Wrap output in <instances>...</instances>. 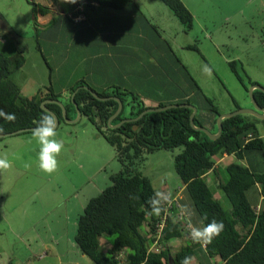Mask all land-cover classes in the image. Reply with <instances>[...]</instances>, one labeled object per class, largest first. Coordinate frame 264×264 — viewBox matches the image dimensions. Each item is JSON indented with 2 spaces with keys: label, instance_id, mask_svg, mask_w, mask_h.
Returning a JSON list of instances; mask_svg holds the SVG:
<instances>
[{
  "label": "rangeland",
  "instance_id": "rangeland-1",
  "mask_svg": "<svg viewBox=\"0 0 264 264\" xmlns=\"http://www.w3.org/2000/svg\"><path fill=\"white\" fill-rule=\"evenodd\" d=\"M33 1L51 8V23L45 25V16L35 14L27 0H0V50L9 57H23L22 68L11 75L21 95L30 98L40 91L59 93L71 81L82 79L102 91L105 85L99 84L106 80L101 73H95L92 64L94 54L105 57L108 53L106 39L82 34L75 38V32H65L69 29L65 14L83 7L84 0ZM139 1L146 13L151 9L150 23L158 26L159 32H146L145 41L136 40L138 37L121 39L111 60L121 58L123 68L131 67L129 72L138 69L139 59L147 68L148 62H155L161 70L156 76L160 82L155 88L157 93H165L166 82L170 83L169 89L175 88L174 83H190L187 86L191 87L190 79L174 65L173 53L167 50L172 62L165 56L168 43L221 115L253 108L251 82L264 87V0H185L195 20L190 32H185L161 0ZM59 29L63 32L57 33ZM134 78L133 75L128 81L129 90L142 93L147 89L138 86V90ZM61 101L68 103V92ZM130 101L128 96L125 104ZM145 101L152 105L150 100ZM69 115V120H76L77 109L71 108ZM245 115L264 135V124L259 122L262 120ZM56 132L64 148L57 157L58 169L52 174L39 167L40 145L32 133L0 141V156L6 155L11 161V167L0 172V264H59L60 260L62 264H94L86 255L81 257L77 245L76 249L72 247L77 222L88 201L111 185V176L119 173L122 165L115 149L86 117L77 122L64 118ZM180 151L161 150L147 157L142 172L158 192L181 188L175 171V156ZM247 157L244 164L264 170V152ZM236 161L229 156L221 165L222 177H227L226 166ZM216 197L224 200V192L218 191ZM111 243L106 239L103 249ZM181 244L174 241L172 250Z\"/></svg>",
  "mask_w": 264,
  "mask_h": 264
},
{
  "label": "trees",
  "instance_id": "trees-1",
  "mask_svg": "<svg viewBox=\"0 0 264 264\" xmlns=\"http://www.w3.org/2000/svg\"><path fill=\"white\" fill-rule=\"evenodd\" d=\"M27 1L33 6L35 14L46 16L51 12L50 7L33 0ZM161 1L184 26L185 32L193 30L194 16L182 0ZM84 3L88 9L94 3L121 12L135 9L150 23L135 0H84ZM81 10L82 7L78 6L77 12ZM150 24L159 32L158 26ZM167 45V50L174 55L173 62L181 68L180 73L190 79L192 86L188 87L190 83L188 86L174 83L177 100L160 101L155 107L194 105L198 108L196 125L216 133L217 119L221 113L174 54L171 46ZM23 64L21 54L9 57L0 50V109L16 116L14 122L0 118L3 134L36 128L40 118L48 113L42 109V102L47 99L61 101L65 92L69 94V101L64 104L70 118L69 112L75 107L72 95L80 88L75 95V102L83 116L97 127L115 149L122 165L121 171L111 176V185L88 201L77 222L75 244L94 264H117L115 255L123 249L128 252L126 264H181L186 256L192 258L191 264H264V170H255L243 162L248 154L264 152V135L247 115L223 120V133L216 141L192 127L190 117L193 110L185 106L148 113L138 121L112 128L109 120L118 110L119 103L115 100L101 101L83 86H88L101 97L114 96L124 102V110L112 125L124 119L137 118L143 111L152 108L145 101L150 98L118 86L98 91L84 79L72 83L59 93L53 90L50 93L40 91L37 96L26 98L11 80L12 73L21 69ZM146 71L150 72V69ZM251 85L255 83L251 82ZM128 96H131V101L125 104ZM254 97L264 108V93L255 90ZM47 107L61 121L64 119L58 104H47ZM259 122L264 124V120ZM27 133L32 132L23 134ZM249 134H253L254 138L247 142ZM176 149L181 150L175 156V171L182 186L175 192L161 191L169 195L167 202H172V213L170 216L166 213L165 202V210L155 215L148 200L158 191L142 168L150 154ZM229 156H234L237 161L226 166L227 177L224 178L217 161ZM218 191L224 192V200L216 197ZM175 200L179 201L181 209L176 207ZM182 211L189 216L193 226H206L216 220L223 222L224 229L204 247L202 243L187 239L191 232L184 228L178 218ZM164 217L165 226L158 244L162 248L151 250L156 241L154 234L157 224ZM106 239L112 243L103 249L102 244ZM174 241L182 242L176 250L171 248Z\"/></svg>",
  "mask_w": 264,
  "mask_h": 264
},
{
  "label": "crops",
  "instance_id": "crops-1",
  "mask_svg": "<svg viewBox=\"0 0 264 264\" xmlns=\"http://www.w3.org/2000/svg\"><path fill=\"white\" fill-rule=\"evenodd\" d=\"M135 1L140 6L142 12L150 20L149 15L151 9L148 8V12L146 13L145 10L146 8L143 6V3L140 2L139 0H135ZM182 1L189 9L187 2L185 0ZM54 10H56V8ZM77 10L78 8L75 7L72 13L65 14L69 21L68 23L69 29H67L65 32H75L74 33L75 38H77L79 34L88 35L89 37L94 39L98 37H103L106 39V43L109 48L108 53L105 54V57L108 58L107 62H105L104 60L105 57L103 56V54L96 53L93 56L94 58L92 64L93 70L95 71V73L96 72L101 73L104 76L103 79L106 80L105 82L100 83L99 86L105 85L104 88H106L107 86L106 82H108L110 84L108 87L118 86V87H122V89L123 88L129 89L127 88L128 81L131 78V76L134 75L136 76V78H134L133 83L137 87L139 86L140 88L143 87L147 88L146 90H142L143 91L142 93L140 91H137L136 93L145 96L147 98H150L148 100L151 101L153 107L157 106L160 101L177 100V95H178L177 88H175V90L169 89L168 88L170 84L169 82H166L165 84L166 92L164 94H160L155 91V88L157 86H160V82L156 78V76L158 73L161 72V70L158 68L155 62L153 61L148 62V68H147L144 60H142L141 62V60L139 59L138 69L136 70V68H134L133 72H129L131 67L125 66L123 68L121 58L119 60L117 59L111 60V58H109L114 55V51L116 49L115 46H117L120 43L121 39L125 40L126 38L138 37L136 38V40L145 41L146 40L145 38L147 36L146 32H156L152 28L151 24L144 19V16L140 15V13H138L135 9H127L121 12V11L100 7L98 3H94V6L91 9H87L85 6L82 7V10L78 11L79 14H77L78 13ZM49 16L50 13L44 17L45 25L52 22ZM76 18L77 20H75ZM59 32H63V29H59L57 33ZM164 51H167V49L164 48ZM125 53L126 51H123V54ZM165 56H167L169 61L172 62V59L170 56H168V53L167 54L165 53ZM174 65L177 66L175 63ZM140 68H142L141 71ZM147 69H150V72H147L146 71ZM137 77H141L142 80H140V78L137 79ZM72 83L73 81H71V84ZM140 88L138 90H140ZM172 90L174 92H172ZM228 158L229 157L219 159L217 161V164L221 166L223 163H225L228 160ZM246 158L249 160V157L246 156ZM75 245L76 244H74L73 246L72 244V247L73 248L77 247ZM81 257H85V255L82 253ZM62 263H63L62 260H60L59 264Z\"/></svg>",
  "mask_w": 264,
  "mask_h": 264
},
{
  "label": "clouds",
  "instance_id": "clouds-1",
  "mask_svg": "<svg viewBox=\"0 0 264 264\" xmlns=\"http://www.w3.org/2000/svg\"><path fill=\"white\" fill-rule=\"evenodd\" d=\"M67 3H75L76 0H65ZM0 118H3L7 122H14L16 116L14 113L5 112L0 109ZM57 121L52 113H46L37 122V127L33 129L32 135L38 141L40 145L39 150V167L41 170L48 174H52L58 169L57 157L64 148V144L61 140L56 139ZM4 129L0 128V134H3ZM26 167L30 165H25ZM11 167V161L6 155L0 156V172H3ZM169 200V195L157 192L154 196L150 197L148 204L151 207L152 213L159 215L164 211V203ZM224 229L222 221L213 220L206 226L196 227L191 226V237L197 243L207 244L212 241L216 236H219ZM191 257H184L181 264H191Z\"/></svg>",
  "mask_w": 264,
  "mask_h": 264
},
{
  "label": "water",
  "instance_id": "water-1",
  "mask_svg": "<svg viewBox=\"0 0 264 264\" xmlns=\"http://www.w3.org/2000/svg\"><path fill=\"white\" fill-rule=\"evenodd\" d=\"M83 87L85 89L89 90L91 92V94L95 98H97V99H99L101 101L115 100V101H117L119 103L118 110L116 111V113L109 120V125L112 128H118V127L122 126L126 122L138 121V120H140L141 118H143L148 113L165 111L167 109H170V108H173V107H178V106H185L187 108L192 109L193 110V113H192V115L190 117V123H191L192 127L195 130H197V131L203 132L204 134H206L208 136V138H210L213 141H216V140H218L221 137V135L223 133V120H225V119L233 118V117H236V116H239V115H243V114H250V115L257 116L260 120H264V108L261 107L257 103V101H256V99L254 97V91L255 90H259V91H261V92L264 93V87L259 86V85H252V88L249 91L251 100L253 102V108L252 109H241V110H237L235 112H232L230 114L220 115L218 117V119H217L218 130H217L216 133H213L212 131H210L209 129H207V128L203 127V126L196 125V123H195V117H196V115L198 113V108L196 106H194V105H191V104H184V105H175V104H172V105H168V106H165V107H157V108L156 107H152V108H148L147 110L143 111L137 118H134V119H124L119 124L112 125V122L124 110V102L120 98L114 97V96L101 97V96H99V94L97 92L93 91L88 86H83ZM79 90H80V88H78L77 91L72 95L73 105L77 109V119L74 120V121L69 120L67 108H66L65 104L62 101H60V100H50V99H47V100H45V101L42 102V104H41L42 109L45 110L48 113L50 112V113L54 114V116L56 118V121H57V128L59 127V125L61 123V119H60V117L54 111L50 110L47 107V104H58L62 108L63 118H65L66 120H68V122H77V121H79L83 117V114L80 111V109L78 107V104L74 100L75 99V95L77 94V92ZM33 129L34 128L21 129V130H18V131L12 132V133H8V134H0V139H3L5 137H10V136H16L18 134H23V133H26V132H33Z\"/></svg>",
  "mask_w": 264,
  "mask_h": 264
},
{
  "label": "built area",
  "instance_id": "built-area-1",
  "mask_svg": "<svg viewBox=\"0 0 264 264\" xmlns=\"http://www.w3.org/2000/svg\"><path fill=\"white\" fill-rule=\"evenodd\" d=\"M77 20V18H76ZM254 138V135L253 134H249L248 137L246 138V141L249 142L251 141L252 139ZM175 204H176V207L177 208H180L181 209V205L179 203L178 200H175ZM173 207L172 205V202H167L166 203V213L170 216L172 211H171V208ZM179 220L182 221V223L184 224V228L188 231V232H191V226L192 223L189 221V216L184 212H180L179 216H178ZM165 220L166 218L164 217L163 221L159 222L157 224V228H156V232L154 234V237L156 239V241L154 242L151 250H159L161 249L162 247H159L158 244H159V241L161 239V233H162V230L164 229V226H165ZM187 239L188 240H191L193 242H195L192 237H191V234H188L187 236ZM204 247H205V244H202ZM45 255H42L41 257H44ZM127 256H128V252L126 250H120L119 252H117V254L115 255V261L117 262V264H126L127 262Z\"/></svg>",
  "mask_w": 264,
  "mask_h": 264
}]
</instances>
